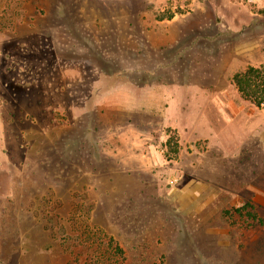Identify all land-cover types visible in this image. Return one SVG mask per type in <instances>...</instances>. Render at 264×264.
Returning a JSON list of instances; mask_svg holds the SVG:
<instances>
[{
	"label": "rangeland",
	"instance_id": "1",
	"mask_svg": "<svg viewBox=\"0 0 264 264\" xmlns=\"http://www.w3.org/2000/svg\"><path fill=\"white\" fill-rule=\"evenodd\" d=\"M263 64L264 0H0V264H264Z\"/></svg>",
	"mask_w": 264,
	"mask_h": 264
},
{
	"label": "trees",
	"instance_id": "2",
	"mask_svg": "<svg viewBox=\"0 0 264 264\" xmlns=\"http://www.w3.org/2000/svg\"><path fill=\"white\" fill-rule=\"evenodd\" d=\"M232 80L243 98L250 100L259 107L264 105V64L260 66L249 65L245 69L235 72ZM244 211H247L246 214L249 217L247 227L263 223V219L258 216L254 210V205L250 202L235 207L233 210L227 209L225 213L233 216L235 212L243 214ZM84 243H82L83 252L81 253L82 255L86 254V257L79 264H126L123 248L115 243L112 237L109 238L107 247L97 246L91 253L88 246L85 248ZM91 246L93 247V241Z\"/></svg>",
	"mask_w": 264,
	"mask_h": 264
},
{
	"label": "crops",
	"instance_id": "3",
	"mask_svg": "<svg viewBox=\"0 0 264 264\" xmlns=\"http://www.w3.org/2000/svg\"><path fill=\"white\" fill-rule=\"evenodd\" d=\"M134 84H132L131 82L129 83V85H128V87L129 88H134V86H133ZM143 89V88H142ZM103 96H101V98H102ZM129 103H131V101L129 102ZM135 103H136V101H135Z\"/></svg>",
	"mask_w": 264,
	"mask_h": 264
}]
</instances>
